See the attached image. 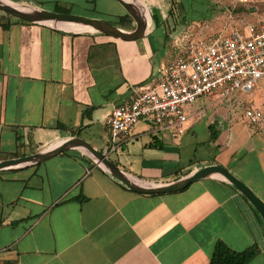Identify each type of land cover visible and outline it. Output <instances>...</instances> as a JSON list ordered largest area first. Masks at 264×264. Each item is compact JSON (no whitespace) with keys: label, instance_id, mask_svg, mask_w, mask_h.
Here are the masks:
<instances>
[{"label":"crops","instance_id":"0c3cea01","mask_svg":"<svg viewBox=\"0 0 264 264\" xmlns=\"http://www.w3.org/2000/svg\"><path fill=\"white\" fill-rule=\"evenodd\" d=\"M14 1L108 24L103 16H111L124 33L137 28L124 22L129 14L116 0ZM137 1L151 19L150 7L158 6L157 0ZM75 7L80 12L72 14ZM251 12L249 17L259 11ZM11 17L0 16V162L34 156L71 138H81L109 157L107 119L115 107L136 98L153 76L145 54L152 50L91 28L73 30ZM97 124L107 131L105 149L95 145ZM144 125L134 126L132 140L116 154L128 155L131 142L149 137L144 147L153 151L150 165L143 163L137 175L113 161L130 176L173 183L212 166L231 172L229 159L183 166L182 151L169 132ZM79 196L87 200H75ZM219 243L235 252L257 246L259 252L247 264H264L263 218L219 175L175 193L140 194L79 150L0 170V264H211Z\"/></svg>","mask_w":264,"mask_h":264},{"label":"rangeland","instance_id":"374dc122","mask_svg":"<svg viewBox=\"0 0 264 264\" xmlns=\"http://www.w3.org/2000/svg\"><path fill=\"white\" fill-rule=\"evenodd\" d=\"M8 1L24 6L14 0ZM102 3L98 2L99 10ZM156 5L150 7L149 34L133 41L153 52H145L150 58V71H153V76L143 84L145 86L151 79H157L173 56L190 42L229 35L231 25L225 34L221 32L231 14L237 18L240 27L250 21L264 19V0H195L193 6L190 0H175L174 3L172 0H157ZM256 10L258 14L249 17L251 11ZM78 12L76 7L71 9L72 14ZM5 15L0 11V16ZM103 17L112 26L120 25L114 17ZM130 22H133L134 28V19ZM249 108L261 111L263 119L251 124L245 116ZM193 112H196V117L192 116ZM186 113L189 120L182 136L168 130L170 140L182 151L183 166L197 167L209 162L218 164L223 159H229L233 162L231 173L246 181L245 184L264 201V81L250 93L238 92L227 97L220 93L211 95L188 106ZM144 126L148 129L152 127L147 123ZM94 130L98 139L95 145L105 149L107 131L100 124L95 125ZM146 139L149 140V137L131 142L128 155L113 153L110 159L121 169L140 175L143 163L150 165L148 156L153 152L144 147ZM162 139L167 138L163 136ZM133 144H136V149H133Z\"/></svg>","mask_w":264,"mask_h":264},{"label":"built area","instance_id":"2783aa9c","mask_svg":"<svg viewBox=\"0 0 264 264\" xmlns=\"http://www.w3.org/2000/svg\"><path fill=\"white\" fill-rule=\"evenodd\" d=\"M231 25L230 29L229 26ZM190 42L166 66L157 81L140 88L132 101L117 106L107 119L109 153L122 151L132 140V130L140 121L155 132L185 133L188 106L204 97L250 93L264 81V19L238 26L231 14L221 34ZM251 123L263 119L261 111L247 109ZM73 131V129H71Z\"/></svg>","mask_w":264,"mask_h":264},{"label":"water","instance_id":"95a60500","mask_svg":"<svg viewBox=\"0 0 264 264\" xmlns=\"http://www.w3.org/2000/svg\"><path fill=\"white\" fill-rule=\"evenodd\" d=\"M116 1L119 2L121 6H123V8L126 10V12L135 20L137 28L133 33H124L108 23L86 17L49 12L45 10L26 11L24 9L6 4L2 0H0V11L5 12L17 19L24 20L30 23L44 24L53 22L84 25L123 41H136L146 36L148 23H146L142 19L137 6L127 0ZM69 150L81 151L83 154L87 155L93 161H95L101 168L111 174L114 178L127 186L131 191L140 194L152 195L175 193L186 189L193 183L198 182L202 179L208 178L212 175H219L226 181L233 184L238 190H240L248 198V200L256 208V210L264 220V201L260 199L250 187H248L245 183L235 177L227 168L212 166L204 168L173 183H151L142 181L145 184L141 185L133 181L130 178L132 176L125 173L113 161H111L107 154L95 149L91 144L81 138H71L60 143L54 148L43 151L34 156L0 162V170L44 162L53 157H56L60 153Z\"/></svg>","mask_w":264,"mask_h":264},{"label":"trees","instance_id":"16d2710c","mask_svg":"<svg viewBox=\"0 0 264 264\" xmlns=\"http://www.w3.org/2000/svg\"><path fill=\"white\" fill-rule=\"evenodd\" d=\"M57 13L68 14V12L63 9H58ZM128 20H132V17L129 15L124 17V22ZM211 129L213 130V127H211ZM153 147L157 146L153 145ZM124 187L129 189L125 185ZM75 200L83 202L86 201L87 198L84 196H79L75 198ZM258 252L259 248L257 246H253L243 252H235L227 248L223 243H219L213 254L211 264H247L257 255ZM5 264H17V262L8 261Z\"/></svg>","mask_w":264,"mask_h":264},{"label":"bare ground","instance_id":"6f19581e","mask_svg":"<svg viewBox=\"0 0 264 264\" xmlns=\"http://www.w3.org/2000/svg\"><path fill=\"white\" fill-rule=\"evenodd\" d=\"M2 1H3L4 3H6V4H9V5H11V6H15V7L20 8V9H24V10H26V11H32V10H34V9H32V8L24 7V6H21V5H19V4H16V3L11 2V1H8V0H2ZM127 1L131 2V0H127ZM131 3H133V4H135V5L137 6L138 11H139V14L141 15L142 19H143L146 23L149 24L150 19H149V15H148L147 9L144 8V7H142V6L139 4V2H138L137 0H135V2H131ZM48 24H52V25H54V26H56V27L69 26V28H70V29H73V30H83V29H85V28H90V27H87V26H84V25L68 24V23L65 24V23H53V22H49ZM130 178H131L133 181H135L136 183H138V184H141V185L145 184L144 182H142V181H140V180H137V179H135V178H133V177H130Z\"/></svg>","mask_w":264,"mask_h":264}]
</instances>
